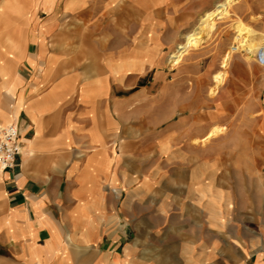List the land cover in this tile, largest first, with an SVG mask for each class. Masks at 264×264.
Returning <instances> with one entry per match:
<instances>
[{"label":"crops","instance_id":"crops-1","mask_svg":"<svg viewBox=\"0 0 264 264\" xmlns=\"http://www.w3.org/2000/svg\"><path fill=\"white\" fill-rule=\"evenodd\" d=\"M187 7L188 0H0V131L17 123L22 146L19 167L0 168V264H204L202 234L227 225L204 210L221 199L215 177L223 167L195 140L220 114L207 118L206 98L192 103L191 91L159 117L148 88L126 94L153 69L147 52L158 58L183 29ZM200 85L180 79L165 84V95ZM232 89L208 100L229 105ZM253 132L245 129V139ZM162 185L167 191L157 192Z\"/></svg>","mask_w":264,"mask_h":264},{"label":"rangeland","instance_id":"rangeland-1","mask_svg":"<svg viewBox=\"0 0 264 264\" xmlns=\"http://www.w3.org/2000/svg\"><path fill=\"white\" fill-rule=\"evenodd\" d=\"M225 1L188 0V7L183 10V29L178 28L176 38L161 50L158 58L147 52L144 58L150 59L151 66L154 67L143 77L140 86L126 90V94L148 88L152 96H157L156 105L153 107L159 116L164 114L165 108L172 101L179 99L181 93L187 92L190 94L192 92V103L196 99L197 104H200L206 98L208 102L204 105L206 109L219 112V118L211 121L214 124L206 126L204 133L199 135V138H204L195 141L207 145L206 147L202 145L206 156L215 157L222 164L223 169L215 177V183L223 190L220 194L221 199L214 201L215 208L212 203L206 201L204 210L210 213L218 212L223 217L222 222L227 225L220 234L203 233V238L208 242L205 248L199 249V252L204 253V264H264V121L260 119L264 114V68L261 65L264 63V0H236L229 5L225 14L215 20L213 27H206V24L201 26L205 23L204 16L215 8L216 3ZM180 19L179 16L178 20ZM247 26L256 33L251 44L256 48L261 46L257 49L253 66L244 63L248 56L246 51L240 52L235 49L239 45L238 29ZM193 31H202L198 35L197 44L188 50L179 63L171 64L169 57L177 46L185 41L186 35ZM228 53L234 54L239 64L233 62L226 68L223 67L222 60ZM161 71L163 75L156 78L157 73ZM186 71L190 72L188 76ZM222 73L226 80L224 79L222 86H217L216 79ZM178 74H181V78ZM186 78L190 81L199 79L200 87L178 89L173 93L172 99L165 95L167 90L164 88L165 84ZM231 86L234 97L237 98L231 104H220L217 99L212 103L208 100L216 98L218 92L222 91L223 95L226 88ZM214 91L215 94H211ZM143 108L141 112L144 111ZM180 113L171 121L159 120L157 127L166 128L178 120ZM215 126H225L227 129L224 133L205 141ZM250 126L254 131L252 141L244 137L245 129ZM246 144H255L252 151H249L250 148L248 150L244 148ZM166 148L164 146L161 150L163 152L161 156L168 154L169 150ZM159 159L156 168L158 181L162 177ZM181 179V173L173 170V180ZM209 189L208 186L204 187L205 196H212V190ZM165 191H167L165 185L157 189V192ZM176 191L180 193V186L178 190L174 189V192ZM226 193L231 194V199ZM180 203L173 202L174 213L180 210ZM212 241L217 248L211 246Z\"/></svg>","mask_w":264,"mask_h":264},{"label":"bare ground","instance_id":"bare-ground-1","mask_svg":"<svg viewBox=\"0 0 264 264\" xmlns=\"http://www.w3.org/2000/svg\"><path fill=\"white\" fill-rule=\"evenodd\" d=\"M236 0H226L225 2H218L215 5V8L208 12L204 17H205V23L201 24V26H204L206 24V27H213L215 25V20L222 16L223 14H225L226 10L228 9L229 5L234 3ZM203 17V18H204ZM204 21V20H203ZM242 26V25H240ZM247 27H241L238 29V36L237 39L239 40V45L236 46V50L242 52V51H246L247 52V57L245 58V64H248L249 66H253L255 57H256V53H257V49L261 48V46L259 48H256V46L254 47L251 43L253 42V40H255V31L248 28ZM210 30V29H209ZM247 30V31H246ZM202 31H193L190 32L186 35L185 37V41L180 43L177 48L174 50L173 54L169 57V62L173 65L179 63V61L186 55V53L188 52V50L195 46L197 44V38L199 33H201ZM259 35V34H258ZM260 38V37H259ZM263 50V49H262ZM241 54V53H240ZM243 57H245V55H241ZM259 57V55H258ZM263 57H264V50H263ZM261 58V57H260ZM239 59V58H238ZM244 59V58H243ZM258 59V58H257ZM262 61V60H261ZM233 62L239 64L237 62V60H235V56L232 53H228L224 56L223 60H222V64L223 67H227L230 64H232ZM234 63V64H235ZM242 63V62H241ZM263 63V62H262ZM262 67L264 68V63L262 64ZM243 64V63H242ZM244 65V64H243ZM251 75V74H250ZM224 73L220 74L217 79H216V84L217 86L220 85L222 86L223 82H224ZM226 80V79H225ZM217 89V88H216ZM218 92V91H217ZM211 94H215L214 92H211ZM218 94V93H217ZM216 94V95H217ZM214 98V97H213ZM159 111V110H158ZM208 113V109H206V113L205 116L207 118H209ZM163 114V113H162ZM159 116V115H158ZM185 119V118H184ZM258 125V124H257ZM227 129V128H226ZM225 126H215L213 129H211L210 133L208 134V136L204 139L205 141L210 140L212 138H214V136L219 135L221 133H224V131L226 130ZM197 140V139H196ZM201 140V139H200ZM204 142V141H203Z\"/></svg>","mask_w":264,"mask_h":264},{"label":"built area","instance_id":"built-area-1","mask_svg":"<svg viewBox=\"0 0 264 264\" xmlns=\"http://www.w3.org/2000/svg\"><path fill=\"white\" fill-rule=\"evenodd\" d=\"M21 129L17 123H10L0 131V168L15 170L19 165L22 146Z\"/></svg>","mask_w":264,"mask_h":264}]
</instances>
